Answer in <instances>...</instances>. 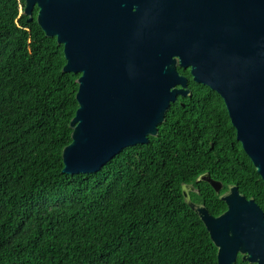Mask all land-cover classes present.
<instances>
[{"label": "trees", "instance_id": "1", "mask_svg": "<svg viewBox=\"0 0 264 264\" xmlns=\"http://www.w3.org/2000/svg\"><path fill=\"white\" fill-rule=\"evenodd\" d=\"M24 5L0 0V264H218L183 186L214 215L232 184L264 210V180L223 98L179 67L192 95L172 102L157 136L96 173L66 174L80 74L63 71V45ZM205 173L220 193L197 180Z\"/></svg>", "mask_w": 264, "mask_h": 264}, {"label": "water", "instance_id": "2", "mask_svg": "<svg viewBox=\"0 0 264 264\" xmlns=\"http://www.w3.org/2000/svg\"><path fill=\"white\" fill-rule=\"evenodd\" d=\"M64 47V72L80 74L72 140L62 172L96 173L125 148L159 134L172 102L195 82L224 100L237 140L264 180V0H25ZM217 193L224 188L209 173ZM218 248V264H264V210L235 184L220 195L227 209L211 213L192 200Z\"/></svg>", "mask_w": 264, "mask_h": 264}, {"label": "flooded vegetation", "instance_id": "3", "mask_svg": "<svg viewBox=\"0 0 264 264\" xmlns=\"http://www.w3.org/2000/svg\"><path fill=\"white\" fill-rule=\"evenodd\" d=\"M35 9H36V7H35ZM35 9H34V12H35ZM37 11H38V10H37ZM191 90H192V89H191ZM189 96H191V95H189ZM180 97H181V96L178 97V100H180V99H179ZM182 97H183V96H182ZM169 109H170V108H169ZM169 109H168V110H169ZM167 112H168V111H167ZM236 138H237V135H236ZM200 176H201V175H200ZM200 176H199V177H200ZM199 177H198V178H199ZM197 180H198V179H197ZM216 180H217V179H216ZM239 259L242 260V254H241V253L238 254L237 262H238ZM242 261H243V260H242ZM244 262H245V261H244ZM245 264H248V263L245 262ZM253 264H254V263H253Z\"/></svg>", "mask_w": 264, "mask_h": 264}]
</instances>
